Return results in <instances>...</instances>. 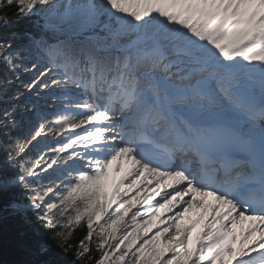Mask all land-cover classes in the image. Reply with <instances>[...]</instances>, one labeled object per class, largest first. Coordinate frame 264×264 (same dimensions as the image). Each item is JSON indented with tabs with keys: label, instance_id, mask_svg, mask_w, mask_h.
<instances>
[{
	"label": "snow or ice",
	"instance_id": "1",
	"mask_svg": "<svg viewBox=\"0 0 264 264\" xmlns=\"http://www.w3.org/2000/svg\"><path fill=\"white\" fill-rule=\"evenodd\" d=\"M0 29L12 264H264V0H0Z\"/></svg>",
	"mask_w": 264,
	"mask_h": 264
},
{
	"label": "trees",
	"instance_id": "2",
	"mask_svg": "<svg viewBox=\"0 0 264 264\" xmlns=\"http://www.w3.org/2000/svg\"><path fill=\"white\" fill-rule=\"evenodd\" d=\"M10 19L15 21L17 18L10 16ZM27 27L28 25L24 21H20L19 27L8 29L7 32L9 34L13 31L22 33ZM4 31L0 29V34H3ZM19 227L18 222L10 217L0 218V264H12L14 261L24 259L22 251L17 246Z\"/></svg>",
	"mask_w": 264,
	"mask_h": 264
},
{
	"label": "rangeland",
	"instance_id": "3",
	"mask_svg": "<svg viewBox=\"0 0 264 264\" xmlns=\"http://www.w3.org/2000/svg\"><path fill=\"white\" fill-rule=\"evenodd\" d=\"M23 99V98H22ZM50 132V133H48ZM42 139H40V142L38 144H35V146H30L31 150L29 151L28 156L25 158L28 160L29 163H32L35 161L37 158L40 156L47 157L48 159V154H50V150L52 147L58 146L55 141L59 140L60 137L54 135V132L52 130H47L46 133L44 134ZM45 160V159H44ZM47 161V160H46ZM41 167H46L45 164H42ZM38 176L40 178V184L42 187H48L50 186V181L49 179L46 178V176H50L51 170L48 171V173L51 174H46L41 170V168L36 169ZM59 197H53V200H58Z\"/></svg>",
	"mask_w": 264,
	"mask_h": 264
},
{
	"label": "bare ground",
	"instance_id": "4",
	"mask_svg": "<svg viewBox=\"0 0 264 264\" xmlns=\"http://www.w3.org/2000/svg\"><path fill=\"white\" fill-rule=\"evenodd\" d=\"M22 90H23V88H22ZM48 133H50V132H48ZM44 136H46V135H44ZM30 138V137H29ZM35 143V142H34ZM44 156V155H43ZM44 159H45V161L47 160V157H44Z\"/></svg>",
	"mask_w": 264,
	"mask_h": 264
}]
</instances>
